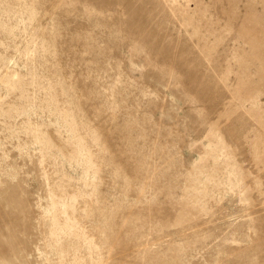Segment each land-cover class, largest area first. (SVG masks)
<instances>
[{"label":"rangeland","instance_id":"374dc122","mask_svg":"<svg viewBox=\"0 0 264 264\" xmlns=\"http://www.w3.org/2000/svg\"><path fill=\"white\" fill-rule=\"evenodd\" d=\"M0 264H264V0H0Z\"/></svg>","mask_w":264,"mask_h":264}]
</instances>
